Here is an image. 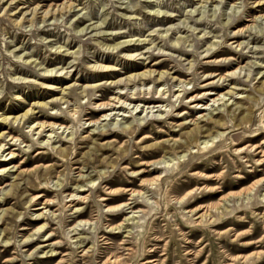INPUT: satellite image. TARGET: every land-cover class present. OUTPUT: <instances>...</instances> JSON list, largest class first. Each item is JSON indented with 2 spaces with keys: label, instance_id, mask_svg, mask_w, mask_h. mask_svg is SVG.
Masks as SVG:
<instances>
[{
  "label": "rangeland",
  "instance_id": "1",
  "mask_svg": "<svg viewBox=\"0 0 264 264\" xmlns=\"http://www.w3.org/2000/svg\"><path fill=\"white\" fill-rule=\"evenodd\" d=\"M263 16L264 0H0V113L34 112L0 124L4 153L13 152L0 161V264H264V183L246 190L264 177V156H247L264 134L246 140L264 131ZM127 40L129 49H112ZM145 69L167 76L113 83ZM234 69L240 111L231 115L210 98ZM65 85L63 99L36 105ZM118 89L136 98L97 107ZM44 120L52 131L30 127ZM75 193L89 195L78 215ZM123 202L141 210L132 222L129 208H116Z\"/></svg>",
  "mask_w": 264,
  "mask_h": 264
},
{
  "label": "bare ground",
  "instance_id": "2",
  "mask_svg": "<svg viewBox=\"0 0 264 264\" xmlns=\"http://www.w3.org/2000/svg\"><path fill=\"white\" fill-rule=\"evenodd\" d=\"M68 8V7H70V3H69V5L67 4V5H64V4H62L61 6H54V8H51L50 9V11L52 10V12H54V11H59V10H61V9H64V8ZM49 11L48 10H43L42 11V14L43 15H46L47 13H48ZM263 18H264V16H263ZM127 42H129V40H127V41H121V42H118V43H116L115 44V46H113L112 47V49L113 48H115V47H117L118 45H121L122 44V47H126L127 49H129L130 48V46H128L129 44H125V43H127ZM121 47V46H120ZM208 50H210V48H208L207 49V51ZM220 52H222V51H220ZM218 53V51H211V52H209L208 54H207V52H206V58H210V57H213V56H215L216 54ZM136 54H128V58L129 59H136V56H135ZM137 59H143V58H141V57H139V58H137ZM189 62V61H188ZM257 65V62H255V61H253L252 62V66L253 65ZM191 65V64H190ZM251 66V65H250ZM257 66H259V65H257ZM98 67L99 68H101V69H105V70H101V71H108V67L107 66H102V65H99L98 64ZM213 67V66H212ZM218 67V66H217ZM237 68H240V67H237ZM109 69H111L110 67H109ZM240 70H241V68H240ZM235 71H236V69H234V70H232V71H230V72H228V73H226L224 76H222V75H219L218 76V78H217V81L218 80H220L221 79V81H224V80H226L227 78L226 77H228V80H230V83H228L226 86H228V89L224 92V93H220V95L218 96L217 95V97H212V98H210V101H211V105H214V103L216 102L217 104H216V106L213 108V109H220L221 107H223V110H225L227 113H230L231 115H235V113H238L239 111H240V109H239V106H238V104H237V101L235 100V98H237L238 96V94H239V88H237V86L235 85V83H232V81L233 80H235L234 78H235ZM250 71V70H249ZM258 71V70H257ZM153 72H154V70H150V69H145V70H142V71H137V72H134V73H129L128 75H126L124 78H119V79H116V80H114L113 81V83H114V85L117 87V88H119L118 86L119 85H122V88H124V87H126V85L129 83V82H132V83H135L136 81H139V82H141V83H143L145 80H149L150 78H153L154 79V81L157 83V82H162L163 81V77L165 76V78H166V76H167V74H165V72H156L154 75H153ZM249 73V72H248ZM258 73H260V71H258ZM218 75V74H217ZM171 78H175L174 76H170ZM262 77H263V80H260V82H261V85H262V87H260V89H264V74H262ZM163 78V79H162ZM176 79H178V78H176ZM99 83H92V84H90L89 86H87L88 88H90V87H94V86H96V85H98ZM230 84H232V85H230ZM259 86V85H258ZM48 87V89H54L55 87L54 86H52V85H48L47 86ZM67 88V85H65V86H63L62 88H60L57 92L59 93V91L61 92V95L60 96H58V97H52V99L51 100H48V101H40V102H36V105H38V106H45L46 104H52V103H54L55 102V100L56 99H59V100H61V99H63L64 98V95L66 94V92H64V90ZM121 88V87H120ZM259 88V87H258ZM56 92V93H57ZM81 92H84L85 93V95H87V93H88V90L87 89H84V87L82 88V90H81ZM156 93H157V95L158 96H160V95H162V94H165V92L163 91V89H158V90H156ZM209 92H207V94H208ZM83 94V93H82ZM134 94V93H133ZM127 95L126 93H122V92H120V90L118 89V91L116 92V95L114 96V97H112L111 98V103H109V102H103V103H99V104H97V107L98 106H101L102 108H104V107H106V106H108L109 105V107L112 109V107H115L114 105H113V103L112 102H117V103H119V107H122L121 106V104H123L125 101L124 100H126V99H128V100H133V99H135L136 97L134 96V95ZM206 94V93H205ZM216 94V93H215ZM210 95V94H209ZM225 95H228V97L227 98H225L224 96ZM176 97H179V93H177L176 94ZM122 98H124L123 100H122ZM221 101V102H218V101ZM117 107V106H116ZM34 112H33V107H31V108H28V109H26V110H24V111H22V112H20V113H16V114H13V115H5L3 112L2 113H0V124H8L9 122H17L18 124H19V122L20 121H24L26 118H27V116H29L28 114H33ZM73 113V112H72ZM74 113H75V110H74ZM70 115H71V113H70ZM107 115H109V113H104L103 114V116H104V119H105V117L107 116ZM229 115V114H228ZM33 116V115H32ZM51 117V116H50ZM115 119V118H114ZM216 120V119H215ZM249 121H250V123L251 122H253V119H251V118H249L248 119ZM116 123V122H115ZM109 124H112V123H109ZM34 125V126H33ZM30 127H33V129H36V133H40L44 128H46V127H48V129L50 128L51 129V131L53 130V127H54V124H53V122H47L46 120H44V121H37V122H35V123H33L32 125H30ZM249 127L250 126H248L247 128L249 129ZM263 127H264V125H263ZM127 129V128H129V127H127V126H121V129ZM198 127L196 126L194 129H192L191 131H194L195 133H200L201 132V129L200 128H198ZM31 129V128H30ZM142 129L143 128H140V131H142ZM32 131V130H31ZM6 131L4 130V131H2V132H0V156H3V158H0V161L2 162V161H4V160H6L7 158L5 157V156H7V155H13V152L12 151H10V150H8L6 153H4L5 152V149H8L9 148V146H7V147H5V144L7 143V142H4V143H2L1 141H3L4 140V136H5V133ZM116 133V132H115ZM262 134H264V131H259V130H257V131H253L249 136H247V138H246V140L247 141H253V140H255V139H257L259 136H261ZM50 135V134H49ZM7 136H9V140H12V141H14V140H16L17 138L16 137H14V136H12V135H7ZM7 138V137H6ZM179 139V138H178ZM213 139V136H211V137H209L208 139H207V141L208 140H212ZM189 140V139H188ZM207 141H201V142H203L205 145L208 143ZM214 141V140H213ZM177 142V141H176ZM200 142V143H201ZM168 143V142H167ZM174 143H172V145H173ZM215 144L216 143H214L212 146H209V147H207L206 148V150L208 151L209 149H211V148H214L215 147ZM199 145V144H198ZM209 145V144H208ZM263 145H264V139L262 138L258 143H251V144H249V147H250V152H248V154H247V156L248 157H250V155H255V154H258V153H261V156H264V150H262V147H263ZM176 147H181V144L180 143H178V144H175L174 146H172L171 148H176ZM202 147V146H201ZM203 147H206V146H203ZM203 147L201 148V149H203ZM205 150V151H206ZM245 150H246V147L244 146V147H242V148H239L238 149V151L237 152H239L240 154L239 155H241V154H244V153H246L245 152ZM4 153V154H3ZM12 156H10V158H11ZM243 157V156H242ZM6 158V159H5ZM10 158H8V159H10ZM2 159V160H1ZM177 159H179V156H177ZM244 161H247V159L246 158H244ZM256 163L259 165V164H262V163H264V158H261V159H257L256 160ZM200 165V164H199ZM212 165V164H211ZM251 166V165H250ZM5 168H2V169H0V171H3ZM35 170L36 171H38V168H35ZM142 172H145V170L143 169L142 170ZM214 175V174H213ZM204 178V180H208V181H212V180H215V178H213V177H210V175H207V176H204L203 177ZM161 180V176H159V174H157V175H155L152 179H150V180H142L141 181V184L140 185H142V184H151V183H157L158 184V182ZM92 181L91 180H88L86 183H91ZM243 182V181H242ZM262 183H264V177H259V178H257V179H255L251 184H250V186L246 189V190H250V189H252V187L254 186V185H256V184H262ZM84 185H87V184H80V185H78L77 186V191L79 192V191H84L85 189H83V186ZM141 188H143V185H142V187ZM16 188H14V190H15ZM128 188H126L125 190H127ZM144 189V188H143ZM113 190V189H112ZM123 190V189H122ZM130 190V195H131V197H132V195H139V196H141V195H143V193L144 192H142L141 191V189H138V190H133V189H129ZM76 191V192H77ZM106 191V190H105ZM115 191V190H114ZM113 192V191H112ZM243 192V191H242ZM192 193V190H190L189 192H187V194L186 195H188V194H191ZM239 195V194H238ZM71 196V198H70V200H69V204H71L72 202H74L72 205H70V206H72L73 207V209H72V211H73V213L75 214V215H78V213H80L79 212V208L77 207V206H75V203H78L79 201H86L87 199H88V197H89V195L88 194H85V195H77L76 193L75 194H71L70 195ZM225 196V195H224ZM185 197V196H184ZM183 197V198H184ZM38 198V196H33V197H31V201H33L34 199H37ZM226 197H223V202H224V199H225ZM129 200L131 199V198H128ZM137 199V198H136ZM227 199V198H226ZM39 200V199H38ZM221 200V199H220ZM3 201H5V199L3 200ZM128 201V200H127ZM49 202V201H48ZM36 204H38L39 203V201H36L35 202ZM81 203V202H80ZM225 203V202H224ZM48 204V203H47ZM64 204V203H63ZM68 204V205H69ZM130 204V202H123V203H120V204H117L116 205V208H122V207H126V208H129L130 210L129 211H127V212H130L131 214H129L130 216H127V217H125L123 220H125V221H128V220H131V222H132V220H134V218L136 217L135 215H133V213H135V212H138V211H141V210H136V211H132V208H133V206H131V205H129ZM67 205V206H68ZM46 206V205H45ZM44 206V207H45ZM135 206V205H134ZM218 207V204L217 205H214V206H212V208H217ZM108 208V210H111V209H113V208H111V207H107ZM70 210V209H69ZM123 210V209H122ZM121 212V211H120ZM206 212H207V209H205V211H203L200 215H199V217H200V219L203 217V216H205L204 214H206ZM198 216V215H197ZM70 217V216H69ZM76 218V217H75ZM49 223V222H48ZM80 223H83V224H85L86 223V221H83V222H81V221H78L76 224H75V226L73 227V229L72 230H76L77 228V226H79V225H81ZM122 224V223H121ZM121 224H118L117 226H115V228H120V227H122L121 226ZM43 227V225H41V226H39L38 228H37V230H40L41 228ZM23 230V229H22ZM35 230H36V228H35ZM71 230V231H72ZM28 236H30V235H27L26 236V238H28ZM25 238V239H26ZM30 239V238H29ZM8 240V239H7ZM3 243H5V245H9V242L8 241H4ZM26 243V242H25ZM82 243V240H80V239H77V240H74L73 241V244L76 246V247H79V245ZM25 245H27V244H25ZM78 245V246H77ZM6 251V248L4 249V252ZM47 251H51V250H47ZM45 252V251H44ZM188 252V251H187ZM25 255V254H24ZM24 257V256H23ZM243 257V256H242ZM12 260L11 259H9V260H7V261H5V263L7 264V263H10ZM58 262H61V260H58Z\"/></svg>",
  "mask_w": 264,
  "mask_h": 264
}]
</instances>
